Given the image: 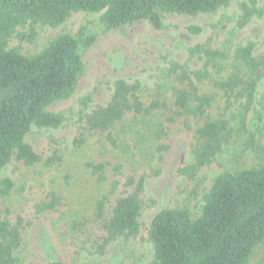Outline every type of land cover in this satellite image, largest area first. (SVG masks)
<instances>
[{
	"label": "trees",
	"instance_id": "1",
	"mask_svg": "<svg viewBox=\"0 0 264 264\" xmlns=\"http://www.w3.org/2000/svg\"><path fill=\"white\" fill-rule=\"evenodd\" d=\"M232 1L0 0V264H18L17 252L34 219L55 213L64 204L63 193L51 189L31 206L26 183L18 185L4 171L61 163L58 150L43 158L27 135L32 127L57 129L63 124V115L49 107L75 94L85 71L81 51L92 47L98 35L90 31L88 21L76 34L59 33L38 53H25L24 44L36 43L39 28H58L77 12L98 14L105 33L141 20L164 29L162 13H213ZM257 9L256 0L244 2L237 26L249 24ZM189 30L200 33L202 28ZM255 50L253 41L220 48L208 41L189 49L191 59L204 61L200 69L169 62L147 100L140 80L124 78L112 83L106 104L93 105L92 95L80 100L82 127L76 145L81 148L89 135L113 150L122 148L120 158H106L104 152L85 163L108 190L94 206L95 222L105 233L97 249L100 254L114 240L141 233L146 180L161 173L159 163L170 148V138L188 123L194 128L192 160L177 173L195 180L214 162L230 133L229 107L223 111L218 107V92L208 88L206 80L214 82L229 103L234 97L251 108L264 77V53ZM215 72L224 75L219 78ZM149 240L154 248L151 264H252L264 247V161L217 176L196 214L187 206L161 210L150 223Z\"/></svg>",
	"mask_w": 264,
	"mask_h": 264
},
{
	"label": "rangeland",
	"instance_id": "2",
	"mask_svg": "<svg viewBox=\"0 0 264 264\" xmlns=\"http://www.w3.org/2000/svg\"><path fill=\"white\" fill-rule=\"evenodd\" d=\"M244 2L251 0H233L216 12L195 16L162 13L164 29H156L147 20H141L106 33L98 21V14L77 12L58 28H39L36 43L24 44L25 53H38L59 33L76 34L88 21L91 22L90 31L98 35L92 47L81 51L85 71L75 94L49 107L50 111L63 115V124L57 129L32 127L27 135L43 158L50 157L54 149L58 150L61 163L52 168L43 164L35 169L11 166L4 171L18 185L26 183L28 192L25 194L33 198L31 206L48 190H58L64 195V204L57 212L34 219L17 252L18 264H48L51 260L64 264H151L154 248L149 240V226L157 213L166 208L187 206L196 214L217 176L263 163L264 77L258 83L251 108L234 97L229 103L215 83L206 80V86L218 92V107L222 111L229 107L230 133L222 151L195 180L180 176L178 168L192 160L190 144L194 128L188 123L183 131L170 138V148L159 163L161 173L146 180L141 233L137 237L122 236L114 240L103 254L97 251L105 233L95 222L94 206L108 190L92 177L85 163L101 158L104 152L106 158H120L118 153L122 148L113 150L112 146L89 135L85 136L86 142L81 148L76 145L82 127L80 100L92 95L93 105L106 104L112 94V83L119 78L140 80L143 98L147 100L161 82L169 62H187L191 69H200L204 61L191 59L189 49L208 41L214 48L253 41L255 53H264V0H256L255 16L244 28H239L237 21ZM190 26H199L202 31L193 33ZM223 75L224 72H215L216 77ZM252 264H264V247L258 250Z\"/></svg>",
	"mask_w": 264,
	"mask_h": 264
}]
</instances>
